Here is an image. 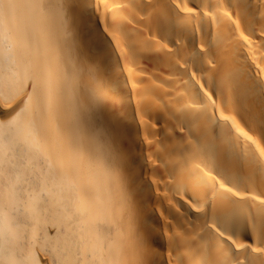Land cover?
Returning a JSON list of instances; mask_svg holds the SVG:
<instances>
[{
	"label": "bare ground",
	"instance_id": "6f19581e",
	"mask_svg": "<svg viewBox=\"0 0 264 264\" xmlns=\"http://www.w3.org/2000/svg\"><path fill=\"white\" fill-rule=\"evenodd\" d=\"M0 264H264V0H0Z\"/></svg>",
	"mask_w": 264,
	"mask_h": 264
},
{
	"label": "snow or ice",
	"instance_id": "6c2138e0",
	"mask_svg": "<svg viewBox=\"0 0 264 264\" xmlns=\"http://www.w3.org/2000/svg\"><path fill=\"white\" fill-rule=\"evenodd\" d=\"M69 7H71V5H69Z\"/></svg>",
	"mask_w": 264,
	"mask_h": 264
}]
</instances>
